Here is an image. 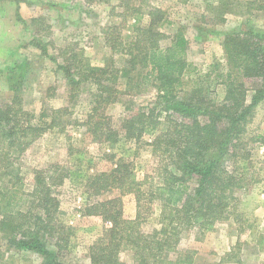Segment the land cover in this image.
Masks as SVG:
<instances>
[{
    "label": "trees",
    "instance_id": "obj_1",
    "mask_svg": "<svg viewBox=\"0 0 264 264\" xmlns=\"http://www.w3.org/2000/svg\"><path fill=\"white\" fill-rule=\"evenodd\" d=\"M260 1L258 6L264 8V0ZM112 9L118 10L121 21L103 28L110 50L103 64L94 63L76 44L60 53L58 67L68 87L69 103L85 93L91 103L82 123L87 135L97 142L116 144L119 130L113 127L107 108L122 96L129 97L124 104L130 114L121 124L124 138L138 142L146 133H153L149 144L165 162L158 173L162 183L147 191L142 190L143 181L137 178L132 163L123 159L110 171L87 175L86 187L93 194L119 192L106 199L98 197L82 210L83 215L101 216L111 223L91 245L90 259L93 264H126L121 253L129 249L135 264H195L197 249L181 247L186 232L194 231L195 238L202 240L219 222L230 219L239 223L238 232L245 230L242 215L233 205L237 190L248 181L246 168L251 167L254 144L264 146V134L248 128L264 101V33L248 25L225 35V69L215 78L225 86V94L223 100L215 101L198 83L199 77L188 75L197 71L189 59V40L182 32L169 35L162 29L166 17L161 8L145 11L122 2ZM145 16L147 22H143ZM28 67L27 59L9 67L10 88L16 93L10 102L0 101V241L7 250L39 254L43 264H66L51 248V240L64 227L57 218L60 200L56 188L70 170L59 163L35 168L28 190L21 159L47 129L64 130L72 112L69 105L42 106L37 117L25 108L19 88L27 79ZM250 80H257L258 85L248 88ZM150 89L156 92L155 105L134 107L133 96ZM159 106L161 111L156 112ZM162 111L178 117L169 118L167 128L155 133ZM132 192L137 213L134 219H127L123 196ZM155 203L160 206L157 226L144 232L141 225ZM5 254L0 248V264H5Z\"/></svg>",
    "mask_w": 264,
    "mask_h": 264
},
{
    "label": "rangeland",
    "instance_id": "obj_2",
    "mask_svg": "<svg viewBox=\"0 0 264 264\" xmlns=\"http://www.w3.org/2000/svg\"><path fill=\"white\" fill-rule=\"evenodd\" d=\"M249 1L0 0V101L10 102L16 93L10 88L9 67L27 59V79L19 88L25 108L33 111L37 117L42 106L69 105L72 112L66 117L64 130L47 129L21 159L28 190L33 185L35 168L59 163L70 170L68 178L56 188V196L60 200L57 218L64 227L51 240V248L63 262L93 264L90 247L103 236L105 227L111 226L101 216L82 214L84 206L98 197L106 199L119 194L117 190L102 196L93 194L86 187L88 174L110 171L119 159L130 161L137 178L143 181L142 190L147 191L162 183L158 173H161L165 161L153 153L149 144L153 133H146L138 142L124 138L121 124L123 118L130 114L127 104H124L129 97L122 96L120 101L107 108L113 127L119 130L118 143L97 142L87 135L82 123L91 109V103L85 93L69 103L68 87L58 67L62 62L61 51L76 44L94 63L103 64L110 56L102 35L103 28L109 23L121 21L116 16L118 10L112 9V6L126 2L145 11L159 7L166 17L162 29L169 35L182 32L189 40V59L197 71L188 75L191 79L199 77L198 83L204 86L207 94L215 101H221L225 86L215 78L225 69V35L244 30L248 25L264 33V8L258 6L261 1L247 6ZM147 20L145 16L143 22ZM117 59L122 64V58L117 56ZM247 85L252 89L258 82L250 80ZM133 100L134 107H153L156 92L150 89L145 94L133 96ZM157 111H161L160 106ZM161 113V123L155 133L167 128L169 118L178 117L172 111ZM248 128L249 131L264 134V101L256 108ZM254 147L251 167L246 168L248 181L244 183V188L237 190V200L233 205V209L242 215L245 230L238 232L239 223L230 219L219 222L202 240L195 238L194 231L188 235L186 232L181 247L187 251L197 249L195 264H264V146L258 142ZM123 210L125 218L136 217L135 192L123 196ZM159 210V204L155 203L141 225L144 232H151L157 226ZM0 248L6 252L5 264L44 262L42 256L32 251L7 250L2 241ZM121 259L126 264H135L132 250L122 251Z\"/></svg>",
    "mask_w": 264,
    "mask_h": 264
}]
</instances>
